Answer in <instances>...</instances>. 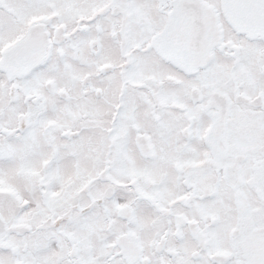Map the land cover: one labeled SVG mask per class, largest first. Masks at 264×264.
<instances>
[{
    "label": "snow or ice",
    "instance_id": "6c2138e0",
    "mask_svg": "<svg viewBox=\"0 0 264 264\" xmlns=\"http://www.w3.org/2000/svg\"><path fill=\"white\" fill-rule=\"evenodd\" d=\"M0 264H264V0H0Z\"/></svg>",
    "mask_w": 264,
    "mask_h": 264
}]
</instances>
